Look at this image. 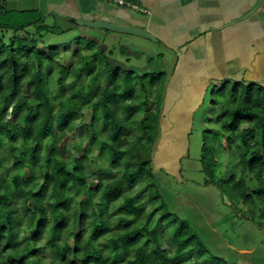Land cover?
I'll return each mask as SVG.
<instances>
[{
	"label": "trees",
	"instance_id": "16d2710c",
	"mask_svg": "<svg viewBox=\"0 0 264 264\" xmlns=\"http://www.w3.org/2000/svg\"><path fill=\"white\" fill-rule=\"evenodd\" d=\"M45 17L0 0V264H246L212 247L196 214L171 209L181 194L153 148L165 73L149 89L104 42H48L60 31ZM74 43L67 65L61 50ZM212 89L213 135L224 141L208 147L205 184L228 192L233 218L264 225V85Z\"/></svg>",
	"mask_w": 264,
	"mask_h": 264
},
{
	"label": "crops",
	"instance_id": "0c3cea01",
	"mask_svg": "<svg viewBox=\"0 0 264 264\" xmlns=\"http://www.w3.org/2000/svg\"><path fill=\"white\" fill-rule=\"evenodd\" d=\"M123 1L129 5L115 0H7V3L12 10H37L45 16L56 12L73 23L74 18L99 19L153 33L157 41L144 40L175 55L165 85L164 107L168 110L162 116L173 129L189 127L208 90L225 79L264 85V1L253 15L238 22L235 19L257 0Z\"/></svg>",
	"mask_w": 264,
	"mask_h": 264
},
{
	"label": "rangeland",
	"instance_id": "374dc122",
	"mask_svg": "<svg viewBox=\"0 0 264 264\" xmlns=\"http://www.w3.org/2000/svg\"><path fill=\"white\" fill-rule=\"evenodd\" d=\"M54 14L47 15L45 20L51 26L58 28L60 32L48 34L46 37L48 42L62 43L78 38L81 44H85L89 41L86 39L87 37L97 39L102 44L104 42L105 45L102 46L106 48V52L112 51V56L108 57L119 63L124 69H131L133 77L144 74V83L149 89L157 88L155 86L156 81L160 82L158 80L163 79L164 71L167 73L158 120L160 135L153 148L154 165L163 170L158 169L161 178L164 182H168L172 190L176 191L177 194H181L174 200L171 209L184 218H191L192 215L196 214L195 221L199 224V231H203L206 239L211 241L212 247L223 250L231 260H239V262L246 264H264V225H258L248 219L233 218V214L229 212L232 203L228 192H225V196H221L219 191L210 183L205 184V178L209 175L207 174L209 171L207 159H210L214 154L213 151H209L210 148L208 147L224 141L221 134L213 135V129L216 125L215 119L219 113V110H213L211 106L214 88L208 90L207 95L204 97L205 101L195 111L189 125L190 128L185 125L186 127L181 130L177 129L178 126L173 129L171 124H167V120L162 119V116L168 110L164 107L165 85L175 63L174 54L168 53L162 46L144 40V38L116 34L106 30L101 31L90 27L83 28ZM76 48V43L62 48L61 54L64 56V62L67 65L71 63ZM71 81L72 79H69L68 83ZM81 82L85 85L88 83L87 80ZM104 82L110 83V80L103 81L102 84ZM79 83V81L75 82L74 85L63 89L69 93ZM215 89L216 91L219 90V88ZM55 91L59 92V89L56 88ZM218 95L220 98L223 96L219 91ZM151 97L155 98L156 96L154 94ZM146 117L147 114H144L139 119L144 120ZM169 147L171 149L167 150ZM69 152L74 153L73 149L70 148L65 152V155L68 156ZM187 153L189 156L184 157ZM223 159H227L228 162L230 154L225 152ZM180 165L183 169V176L186 180H189L188 183L183 185H181L183 178L180 179L178 175ZM164 172L170 175L166 176ZM117 175L118 173H115L114 177ZM142 199L148 200V194L143 193ZM224 203L228 207L224 206ZM152 225H154V222H152ZM208 230L213 231L212 234Z\"/></svg>",
	"mask_w": 264,
	"mask_h": 264
},
{
	"label": "water",
	"instance_id": "95a60500",
	"mask_svg": "<svg viewBox=\"0 0 264 264\" xmlns=\"http://www.w3.org/2000/svg\"><path fill=\"white\" fill-rule=\"evenodd\" d=\"M263 1L264 0H257L256 3L247 12L242 14L238 19H235V21L238 22L249 18L257 11V9L260 7ZM73 21L74 23L80 26L92 27L94 29H104L113 33L133 35L140 38L157 41V38L153 33H151L150 31L144 28H140L133 25L116 24L114 22L99 20V19L90 20V19L74 18Z\"/></svg>",
	"mask_w": 264,
	"mask_h": 264
},
{
	"label": "built area",
	"instance_id": "2783aa9c",
	"mask_svg": "<svg viewBox=\"0 0 264 264\" xmlns=\"http://www.w3.org/2000/svg\"><path fill=\"white\" fill-rule=\"evenodd\" d=\"M115 1H118L122 5H129L128 3L126 4V2H124L123 0H115ZM134 8H136V6H134Z\"/></svg>",
	"mask_w": 264,
	"mask_h": 264
}]
</instances>
